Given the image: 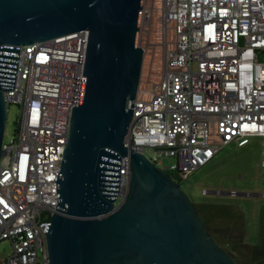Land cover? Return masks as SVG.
Segmentation results:
<instances>
[{"label": "built area", "instance_id": "2783aa9c", "mask_svg": "<svg viewBox=\"0 0 264 264\" xmlns=\"http://www.w3.org/2000/svg\"><path fill=\"white\" fill-rule=\"evenodd\" d=\"M88 37L82 29L19 45L14 90H3L7 107L20 110L0 159V240L11 244L4 264H50L52 197ZM137 44L143 68L125 138L130 148L157 166L170 156L174 162L159 167L186 176L224 145L264 135V0H143ZM261 165L264 174V143ZM130 188L126 155L115 205Z\"/></svg>", "mask_w": 264, "mask_h": 264}, {"label": "water", "instance_id": "95a60500", "mask_svg": "<svg viewBox=\"0 0 264 264\" xmlns=\"http://www.w3.org/2000/svg\"><path fill=\"white\" fill-rule=\"evenodd\" d=\"M142 5L0 0V159L8 108L3 90H14L19 45L87 29L80 100L52 197L58 206L47 229L50 264H238L180 183L125 143L143 65ZM126 155L131 188L115 205Z\"/></svg>", "mask_w": 264, "mask_h": 264}, {"label": "rangeland", "instance_id": "374dc122", "mask_svg": "<svg viewBox=\"0 0 264 264\" xmlns=\"http://www.w3.org/2000/svg\"><path fill=\"white\" fill-rule=\"evenodd\" d=\"M19 113L17 104H9L4 131L6 143H11L14 138ZM263 143L264 135H250L244 145L230 142L184 177L179 176L177 170L164 169L180 183L217 242L244 264H250V255L254 251L246 242H258L259 225L264 223ZM173 162L172 157L164 156L159 166ZM246 222L249 232L243 239ZM240 242L246 244L240 245ZM10 251V241L1 239L0 264H4Z\"/></svg>", "mask_w": 264, "mask_h": 264}, {"label": "flooded vegetation", "instance_id": "af4514ba", "mask_svg": "<svg viewBox=\"0 0 264 264\" xmlns=\"http://www.w3.org/2000/svg\"><path fill=\"white\" fill-rule=\"evenodd\" d=\"M174 178V177H173ZM130 192V191H129ZM206 225V224H205ZM207 226V225H206ZM208 228V230H209V227H207ZM210 231V230H209ZM211 232V231H210ZM215 237V236H214ZM217 241V240H216ZM262 242H255V243H247L248 245H250V246H252L253 247V250L254 251H252V253H251V255H250V260H252L251 262H250V264H261V262H259V259L260 258H258L259 257V255L258 256H256L257 254L255 253V248H256V244H261ZM219 244V243H218ZM242 244H246L245 242H240V245H242ZM263 244H264V242H263ZM220 245V244H219ZM221 246V245H220ZM223 249H225L223 246H221ZM226 250V249H225ZM226 252L227 253H229L230 254V256L238 263V264H244V262H240L239 260H241V259H239L237 256H235V254H233L231 251H228V250H226Z\"/></svg>", "mask_w": 264, "mask_h": 264}, {"label": "crops", "instance_id": "0c3cea01", "mask_svg": "<svg viewBox=\"0 0 264 264\" xmlns=\"http://www.w3.org/2000/svg\"><path fill=\"white\" fill-rule=\"evenodd\" d=\"M248 229H247V222L244 225V231H243V239L244 237H246V235L248 234ZM258 236V242H264V223H260L259 225V232L257 234ZM246 242V241H245ZM246 243H250L249 241H247Z\"/></svg>", "mask_w": 264, "mask_h": 264}, {"label": "trees", "instance_id": "16d2710c", "mask_svg": "<svg viewBox=\"0 0 264 264\" xmlns=\"http://www.w3.org/2000/svg\"><path fill=\"white\" fill-rule=\"evenodd\" d=\"M178 175L184 177L182 175V173H180V172H178ZM255 253L257 254L256 256L259 255V257H258V258H260L259 262H261V264H264V244H263V242L261 244H256Z\"/></svg>", "mask_w": 264, "mask_h": 264}]
</instances>
